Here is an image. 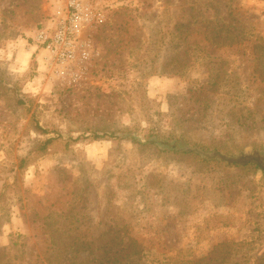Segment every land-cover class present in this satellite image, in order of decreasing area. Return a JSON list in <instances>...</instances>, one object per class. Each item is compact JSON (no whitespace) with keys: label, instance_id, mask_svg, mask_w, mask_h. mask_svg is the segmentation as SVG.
I'll list each match as a JSON object with an SVG mask.
<instances>
[{"label":"rangeland","instance_id":"1","mask_svg":"<svg viewBox=\"0 0 264 264\" xmlns=\"http://www.w3.org/2000/svg\"><path fill=\"white\" fill-rule=\"evenodd\" d=\"M60 1L0 0V264H263L264 169L177 146L264 152V0H89L67 73Z\"/></svg>","mask_w":264,"mask_h":264},{"label":"built area","instance_id":"2","mask_svg":"<svg viewBox=\"0 0 264 264\" xmlns=\"http://www.w3.org/2000/svg\"><path fill=\"white\" fill-rule=\"evenodd\" d=\"M104 22V14L89 0L60 1L47 23L35 33L37 49L46 52L45 61L58 73L88 60L93 50L87 31Z\"/></svg>","mask_w":264,"mask_h":264},{"label":"water","instance_id":"3","mask_svg":"<svg viewBox=\"0 0 264 264\" xmlns=\"http://www.w3.org/2000/svg\"><path fill=\"white\" fill-rule=\"evenodd\" d=\"M177 149L182 151H193L202 155L206 159H219L224 160L229 163H240L245 164L250 161H257L258 165L264 169V152L256 151L257 156L254 154H244V155H225L219 151L205 152L197 147H189L183 144L177 146Z\"/></svg>","mask_w":264,"mask_h":264},{"label":"trees","instance_id":"4","mask_svg":"<svg viewBox=\"0 0 264 264\" xmlns=\"http://www.w3.org/2000/svg\"><path fill=\"white\" fill-rule=\"evenodd\" d=\"M20 102L23 103V104L25 103V102H24L23 100H21V99H20ZM94 137H99V135L95 134ZM49 140H50V139H49ZM49 140H48V141H49ZM132 140L135 142V139H132ZM48 141H47V142H48ZM150 142H152V141H150ZM46 144H47V143H45V145H44V149H45V147H46ZM23 162H24V161H23ZM238 164H240V163H238ZM192 262H193V261L191 260V263H192ZM263 264H264V263H263Z\"/></svg>","mask_w":264,"mask_h":264}]
</instances>
